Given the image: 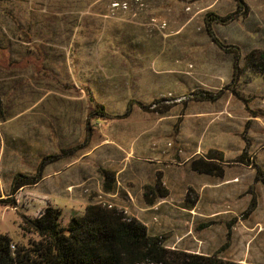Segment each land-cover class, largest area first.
Segmentation results:
<instances>
[{
  "label": "rangeland",
  "instance_id": "rangeland-1",
  "mask_svg": "<svg viewBox=\"0 0 264 264\" xmlns=\"http://www.w3.org/2000/svg\"><path fill=\"white\" fill-rule=\"evenodd\" d=\"M236 1L0 0V200H14L0 202V234L12 246L40 240L22 218L47 204L65 228L101 201L166 248L180 215L194 237L182 244L264 264V0ZM46 156L45 179L9 195ZM157 181L167 195L145 205Z\"/></svg>",
  "mask_w": 264,
  "mask_h": 264
},
{
  "label": "trees",
  "instance_id": "trees-1",
  "mask_svg": "<svg viewBox=\"0 0 264 264\" xmlns=\"http://www.w3.org/2000/svg\"><path fill=\"white\" fill-rule=\"evenodd\" d=\"M242 5V0L236 1L237 8ZM210 36L215 45L220 46ZM258 59L264 63L262 53H258ZM217 97L218 94L208 93L198 95L197 100L211 102ZM96 107L98 111L94 110L93 115L101 120L108 117L102 106ZM53 160L51 156L41 159L33 176L14 175L9 195L24 187L36 185L42 179L45 165ZM192 165V169L198 173L211 174V170L204 166L206 164L200 162ZM101 174L102 192L109 193L112 191L114 176L106 171ZM254 181L264 188V174L257 166ZM146 190L142 198L148 206L153 205L156 197L164 198L167 195L159 181ZM0 202L14 207V200L9 196ZM254 209L255 199L252 197L246 213ZM60 217V209L47 204L36 218H22V230L34 232L40 238L29 248L14 247L7 236L0 234V264H241L221 259L214 254L199 255L166 248L163 245L166 240L164 236L149 235L142 223L115 207L87 204L82 214L71 215L65 228L59 225Z\"/></svg>",
  "mask_w": 264,
  "mask_h": 264
},
{
  "label": "crops",
  "instance_id": "crops-1",
  "mask_svg": "<svg viewBox=\"0 0 264 264\" xmlns=\"http://www.w3.org/2000/svg\"><path fill=\"white\" fill-rule=\"evenodd\" d=\"M46 176L48 177L49 174H46L45 177ZM43 179H45V178L42 175V179L39 182L43 181ZM129 198L132 199L131 197H129ZM88 204H90V203H88ZM127 209H128L127 207L126 208L123 207L122 210L127 211ZM130 217H132V216H130ZM132 218H135V217H132ZM135 219L137 220V218H135ZM181 221H182V218L180 215H176V217L171 218L170 223H172V225H173L172 228L174 230V234H173V238L169 239L168 248L174 249V250H181V251H184L187 253H192V254L207 255V253L205 251H202V248H201L202 244L200 246H196L193 242L192 243L189 242L188 245L182 244L183 239L186 238L189 240L190 239L189 236H191V239L194 240V237L191 234H189V232L186 229L187 228L186 226H182ZM151 226L154 227L155 225H151ZM181 230H183L184 232H180ZM176 231H178V234H176ZM201 240H202V238L200 236H197V241H201Z\"/></svg>",
  "mask_w": 264,
  "mask_h": 264
},
{
  "label": "built area",
  "instance_id": "built-area-1",
  "mask_svg": "<svg viewBox=\"0 0 264 264\" xmlns=\"http://www.w3.org/2000/svg\"><path fill=\"white\" fill-rule=\"evenodd\" d=\"M96 203L99 204V205H101V206H106V207H108V208L111 207V206H109V205L104 204V203L101 202V201H97ZM120 210H122V209H120ZM122 213L125 214L124 210H122Z\"/></svg>",
  "mask_w": 264,
  "mask_h": 264
}]
</instances>
